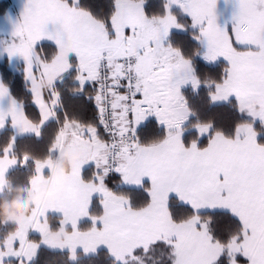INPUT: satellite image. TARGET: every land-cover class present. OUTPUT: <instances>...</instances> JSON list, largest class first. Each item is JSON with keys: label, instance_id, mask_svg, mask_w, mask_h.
Instances as JSON below:
<instances>
[{"label": "snow or ice", "instance_id": "snow-or-ice-1", "mask_svg": "<svg viewBox=\"0 0 264 264\" xmlns=\"http://www.w3.org/2000/svg\"><path fill=\"white\" fill-rule=\"evenodd\" d=\"M219 3L3 6L27 102L0 81V191L29 169L37 202L0 235V264H264V0H225L223 22Z\"/></svg>", "mask_w": 264, "mask_h": 264}, {"label": "trees", "instance_id": "trees-1", "mask_svg": "<svg viewBox=\"0 0 264 264\" xmlns=\"http://www.w3.org/2000/svg\"><path fill=\"white\" fill-rule=\"evenodd\" d=\"M9 0L0 1V12H4V5H7ZM97 3L101 6L104 3V0H97ZM102 10V8H101ZM5 13V12H4ZM22 63V62H21ZM12 65L8 60H0V80L10 89L11 95L24 102H27V97L23 92L19 90L27 91V81L24 78L22 72H11ZM222 70L220 68L207 69L206 72L202 74V79L213 80L216 77V73ZM227 113L225 111H218L210 113V117L221 121L225 119ZM23 148H27V145H23ZM31 176V171L29 169L24 170H14L9 174L7 186L4 192L0 195V235H4L5 231H11V223L8 222L7 218L11 214H19L23 212V208L26 206L29 190V178ZM116 182L113 181V186ZM131 195V193H128ZM19 203L22 205L20 210L13 209V205ZM10 209L11 211L6 214L5 210ZM51 224H56L55 219H50ZM4 225H8L7 229L4 228ZM159 257V253L156 254ZM47 264H68V260L65 256L59 255L55 252H49L45 257ZM80 264H110L108 257L99 256V257H82ZM148 264H153V261H149Z\"/></svg>", "mask_w": 264, "mask_h": 264}, {"label": "crops", "instance_id": "crops-1", "mask_svg": "<svg viewBox=\"0 0 264 264\" xmlns=\"http://www.w3.org/2000/svg\"><path fill=\"white\" fill-rule=\"evenodd\" d=\"M2 1V0H0ZM22 3V0H21ZM19 9H17V13H18ZM5 15L7 14L6 12L4 13ZM12 31V24L8 23L7 20H0V39H4L8 36V34ZM0 60H8L10 62V64L12 65V62L9 60V58L6 55H0ZM22 61L17 60V63H21ZM1 81V80H0ZM45 87L47 86V82L44 85ZM5 106H7V101H5ZM72 160H73V154L71 152H66L61 158H59L58 163L60 164L61 168L63 169V175L60 177V179H67V172L70 169L71 165H72ZM7 186V185H6ZM6 188V187H5ZM5 188L0 191V195L4 192ZM41 196L44 198H48V197H53L54 194L51 190L50 186H46L42 192H41ZM37 201L31 196L30 194V187L28 190V198H27V202H26V206L25 207H30L33 204H35ZM23 215V212L16 214V215H10L8 217V222L9 223H13V221L15 219H19V217Z\"/></svg>", "mask_w": 264, "mask_h": 264}, {"label": "rangeland", "instance_id": "rangeland-1", "mask_svg": "<svg viewBox=\"0 0 264 264\" xmlns=\"http://www.w3.org/2000/svg\"><path fill=\"white\" fill-rule=\"evenodd\" d=\"M218 11H219V14H220L221 22H223V20L226 18L227 14H228V11H229V9H228V7H227V5L225 3V0H220V3L218 5Z\"/></svg>", "mask_w": 264, "mask_h": 264}, {"label": "clouds", "instance_id": "clouds-1", "mask_svg": "<svg viewBox=\"0 0 264 264\" xmlns=\"http://www.w3.org/2000/svg\"><path fill=\"white\" fill-rule=\"evenodd\" d=\"M21 208H22V205L19 203H16L13 205V209H15V210H20ZM10 211H11L10 209L5 210L6 214H8Z\"/></svg>", "mask_w": 264, "mask_h": 264}]
</instances>
